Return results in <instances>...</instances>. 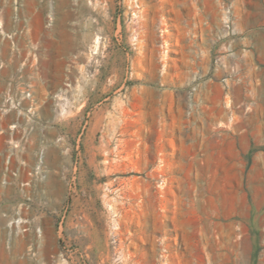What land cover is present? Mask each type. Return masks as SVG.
Listing matches in <instances>:
<instances>
[{"label":"rangeland","instance_id":"1","mask_svg":"<svg viewBox=\"0 0 264 264\" xmlns=\"http://www.w3.org/2000/svg\"><path fill=\"white\" fill-rule=\"evenodd\" d=\"M0 20V106L8 91L32 128L0 184L3 244L34 235L33 264H264V0H0ZM169 92L194 161L137 156ZM39 149L42 178L27 175ZM20 218L27 232L6 229ZM137 230L154 242L138 258Z\"/></svg>","mask_w":264,"mask_h":264},{"label":"built area","instance_id":"2","mask_svg":"<svg viewBox=\"0 0 264 264\" xmlns=\"http://www.w3.org/2000/svg\"><path fill=\"white\" fill-rule=\"evenodd\" d=\"M222 26L223 31H225V37L234 36L235 32L233 30V21H232V14L229 7H223V19H222ZM0 35L7 40L11 39V36L7 35V31L3 26V21L0 20ZM226 50L230 51V46H226ZM234 53H229L230 57L233 56ZM216 64L220 65V58H216ZM216 71V70H215ZM228 77H224L221 81L222 83L226 84ZM201 77L198 75H195L193 78V82H195V85L191 88V92L189 93V96L192 95V92H195L198 84V80H200ZM9 102L10 106L7 108V103ZM10 115V116H9ZM12 115V118H11ZM10 118L9 122L7 120ZM28 113H24V111L20 108L15 106L12 103V99L6 91L5 93V99L2 105L0 106V136L4 135L3 142H4V149L0 148V156L2 157V171H1V177H0V184L4 187H7L8 185V179L13 178L17 179L18 177V170H12L10 168V163L13 159H15L19 166L24 167L26 166V160L23 156L26 152V147L29 143V134L32 130L31 127L28 129L24 128L26 126L25 121L23 119H26L28 121L29 119ZM43 152L41 149L37 150L35 153V164L31 171H28L27 175L29 176H35L42 178L43 173ZM20 187L28 186L27 182H20ZM5 216V215H3ZM26 223L25 220L16 219L14 221L6 222V229L10 226H14L16 229V233H25L28 231V227L21 226L22 224ZM118 229L113 227L112 228V236H111V244L113 246L114 250V262H120L123 256V252L119 247V239L116 235V231ZM34 233L37 238H40L42 235L41 228L39 226L34 228ZM4 247L8 249L10 247L9 240H7V233L6 238L4 240ZM31 256H34V253H32V249H30Z\"/></svg>","mask_w":264,"mask_h":264},{"label":"crops","instance_id":"3","mask_svg":"<svg viewBox=\"0 0 264 264\" xmlns=\"http://www.w3.org/2000/svg\"><path fill=\"white\" fill-rule=\"evenodd\" d=\"M203 45V43H202ZM202 45L200 46L202 48ZM197 50L198 46L195 48V57H197ZM197 63V62H196ZM185 68L189 69L190 64L185 62ZM188 80V79H186ZM184 79L183 82H186ZM172 92H169V97L171 98V107L169 111V122L165 121L163 123L155 124V127L149 130L147 137H149V142L146 145L147 150L137 151V156H140L142 159L144 155L147 156V160L149 161H165V162H172V161H194L196 160V153H187L184 149V132H183V124H182V112L181 108L179 110L178 105L175 104L173 99ZM181 105V104H180ZM182 107V106H181ZM139 135L140 137H145V134L142 133ZM141 147L143 146L142 141L140 142ZM44 224V239H45V248L49 251L53 250V230L51 222H45ZM149 235H145V233L140 231H134L131 235V242L134 244V251L133 255L135 257H140V253L149 249L150 245H153V240L145 241ZM149 238V237H148ZM38 240H35L34 235L29 236L27 238V243L23 245V243L19 242L14 244L12 247L8 248L7 250L4 247V244L0 240V264H33V260L31 257L28 256L27 253L24 251H29L33 249L34 243H37ZM42 242V240H41ZM147 242L148 248H146ZM43 244H40V253L44 254ZM48 252V251H47ZM39 253V252H38ZM47 254V253H46ZM45 254V255H46Z\"/></svg>","mask_w":264,"mask_h":264},{"label":"bare ground","instance_id":"4","mask_svg":"<svg viewBox=\"0 0 264 264\" xmlns=\"http://www.w3.org/2000/svg\"><path fill=\"white\" fill-rule=\"evenodd\" d=\"M97 44H98V39H95V40H94V47H97ZM164 53L167 54L166 51H165ZM257 189H258L260 192H261V190L263 191V189H264V185H263L262 189H261V188H260V189L257 188ZM258 190H257V191H258ZM259 191H258V192H259Z\"/></svg>","mask_w":264,"mask_h":264}]
</instances>
